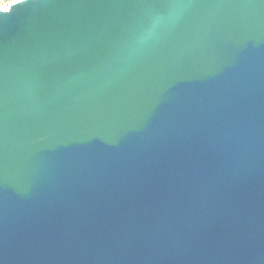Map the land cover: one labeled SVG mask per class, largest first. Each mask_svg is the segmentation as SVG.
Returning <instances> with one entry per match:
<instances>
[{"label": "water", "instance_id": "95a60500", "mask_svg": "<svg viewBox=\"0 0 264 264\" xmlns=\"http://www.w3.org/2000/svg\"><path fill=\"white\" fill-rule=\"evenodd\" d=\"M5 11L0 264H264V0Z\"/></svg>", "mask_w": 264, "mask_h": 264}, {"label": "built area", "instance_id": "2783aa9c", "mask_svg": "<svg viewBox=\"0 0 264 264\" xmlns=\"http://www.w3.org/2000/svg\"><path fill=\"white\" fill-rule=\"evenodd\" d=\"M13 0H0V10H7L6 7L12 5Z\"/></svg>", "mask_w": 264, "mask_h": 264}, {"label": "snow or ice", "instance_id": "6c2138e0", "mask_svg": "<svg viewBox=\"0 0 264 264\" xmlns=\"http://www.w3.org/2000/svg\"><path fill=\"white\" fill-rule=\"evenodd\" d=\"M17 3H22V0H13L12 6L6 7L7 10L3 13H10V10H12L13 7L17 5Z\"/></svg>", "mask_w": 264, "mask_h": 264}]
</instances>
